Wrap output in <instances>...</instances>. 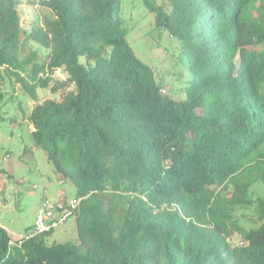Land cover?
Returning <instances> with one entry per match:
<instances>
[{"label":"trees","instance_id":"obj_1","mask_svg":"<svg viewBox=\"0 0 264 264\" xmlns=\"http://www.w3.org/2000/svg\"><path fill=\"white\" fill-rule=\"evenodd\" d=\"M139 2L178 44L184 99L135 54L120 0H0V73L39 102L32 139L82 199L77 242L0 226V264H264V0Z\"/></svg>","mask_w":264,"mask_h":264},{"label":"rangeland","instance_id":"obj_2","mask_svg":"<svg viewBox=\"0 0 264 264\" xmlns=\"http://www.w3.org/2000/svg\"><path fill=\"white\" fill-rule=\"evenodd\" d=\"M162 3L165 0H158ZM122 16L129 28V43L135 54L156 75L166 80V94L170 99H184L179 81L178 44L167 33L160 34L154 16L145 12L139 0H120ZM23 26H30L40 9L23 4L19 7ZM56 77L65 79L62 70ZM0 84L5 96L0 100V226L20 238L34 225L44 196L57 200L62 194L67 201L76 199V186L70 179H62L46 153L37 148L31 133L33 125L28 115L39 104L28 93L23 83L7 71L0 73ZM40 101L53 98L50 92L38 89ZM9 156V157H8ZM255 195H263L261 186L253 188ZM256 197V196H255ZM78 241L76 217L71 216L47 237L48 245ZM239 243V237L231 240Z\"/></svg>","mask_w":264,"mask_h":264},{"label":"built area","instance_id":"obj_3","mask_svg":"<svg viewBox=\"0 0 264 264\" xmlns=\"http://www.w3.org/2000/svg\"><path fill=\"white\" fill-rule=\"evenodd\" d=\"M81 200L76 198L67 201L62 194L58 195L57 200H51L47 196H44L40 203L34 225L25 236L20 238L28 240L34 236L54 231L56 227L65 223L75 214L80 206ZM21 243L22 241H20Z\"/></svg>","mask_w":264,"mask_h":264},{"label":"clouds","instance_id":"obj_4","mask_svg":"<svg viewBox=\"0 0 264 264\" xmlns=\"http://www.w3.org/2000/svg\"><path fill=\"white\" fill-rule=\"evenodd\" d=\"M32 228V227H31Z\"/></svg>","mask_w":264,"mask_h":264}]
</instances>
